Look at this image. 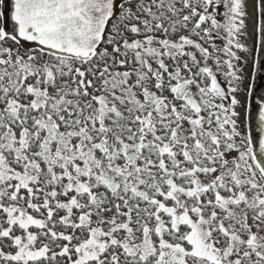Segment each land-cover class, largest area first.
I'll return each instance as SVG.
<instances>
[{
  "label": "snow or ice",
  "instance_id": "snow-or-ice-1",
  "mask_svg": "<svg viewBox=\"0 0 264 264\" xmlns=\"http://www.w3.org/2000/svg\"><path fill=\"white\" fill-rule=\"evenodd\" d=\"M0 264H264V0H0Z\"/></svg>",
  "mask_w": 264,
  "mask_h": 264
}]
</instances>
